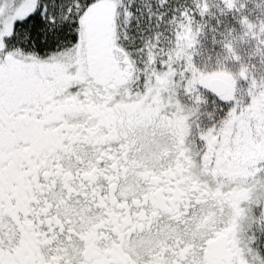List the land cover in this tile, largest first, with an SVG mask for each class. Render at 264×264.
I'll use <instances>...</instances> for the list:
<instances>
[{"label":"snow or ice","instance_id":"obj_1","mask_svg":"<svg viewBox=\"0 0 264 264\" xmlns=\"http://www.w3.org/2000/svg\"><path fill=\"white\" fill-rule=\"evenodd\" d=\"M246 7L221 12L264 60ZM210 8L0 0V264H264V77L234 35L196 64Z\"/></svg>","mask_w":264,"mask_h":264},{"label":"rangeland","instance_id":"obj_2","mask_svg":"<svg viewBox=\"0 0 264 264\" xmlns=\"http://www.w3.org/2000/svg\"><path fill=\"white\" fill-rule=\"evenodd\" d=\"M245 2L247 7L244 12L248 14L250 19L258 22L259 18H264V0H245ZM196 3L197 0H168V7L172 9V13H175L185 7L194 9L196 8ZM209 3L211 8L208 13L201 16L198 9L194 13L196 21L204 23V30L198 36L199 43L195 46L196 54L194 60L196 64L199 67L210 69L215 67L218 61H224L227 53L223 48L222 40L231 38L234 35L237 37L234 43L240 52L241 59H227L224 61L226 65L233 72L238 73L241 63H245L258 80L264 77V60L261 59L258 53L252 54L256 47V39L251 36L243 40L239 38V34L244 30L239 19L241 13L235 10L221 12L223 0H209ZM230 28L233 29L232 33L228 32ZM249 83L250 80L245 78H239L237 81L238 94L243 95L246 100L248 99L246 93ZM200 111L207 118V120H199L198 125L201 129L211 127L223 114L216 110L211 103L203 105ZM210 112L213 113L212 116H209ZM197 137L199 146L203 147L205 142L198 134Z\"/></svg>","mask_w":264,"mask_h":264},{"label":"flooded vegetation","instance_id":"obj_3","mask_svg":"<svg viewBox=\"0 0 264 264\" xmlns=\"http://www.w3.org/2000/svg\"><path fill=\"white\" fill-rule=\"evenodd\" d=\"M184 99H185V102H188L186 98H184ZM201 113H202V111H200V113H199V115H198L197 123L199 122V120H207L205 114L203 115V114H201ZM194 131H195V130H194ZM195 142H196V145H197L198 147H200L199 144H198V137H197V135L195 136ZM49 219H50V218H49ZM29 223H31V221H29Z\"/></svg>","mask_w":264,"mask_h":264}]
</instances>
